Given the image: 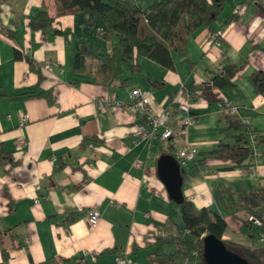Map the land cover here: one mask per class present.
I'll list each match as a JSON object with an SVG mask.
<instances>
[{
	"label": "crops",
	"instance_id": "0c3cea01",
	"mask_svg": "<svg viewBox=\"0 0 264 264\" xmlns=\"http://www.w3.org/2000/svg\"><path fill=\"white\" fill-rule=\"evenodd\" d=\"M44 1L55 15L56 0H0V260L7 252L8 264L53 257L118 264V256L126 255L133 264H149L157 234L185 228L158 159L169 149L176 157L188 145L198 151L181 164L184 196L225 216L223 238L264 243V222L218 196H227L228 188L237 197L264 185V159L251 142L252 129L264 132V93L254 82L256 71H264V0H225L213 31L201 25L186 54L171 50L174 68L141 55L137 67L124 66L111 84L77 71L75 59L85 47L108 54L119 38L108 39L100 32L102 19L91 26L80 11L34 29L31 16ZM155 1L134 0L142 9ZM228 64L240 66L234 83L211 84L213 71ZM134 88L146 92L154 115L169 109L171 123L186 116L192 122L169 141L134 106L101 105L112 94L132 100ZM32 90H51L53 100ZM219 146L229 155L209 153ZM93 206L102 216L90 226Z\"/></svg>",
	"mask_w": 264,
	"mask_h": 264
},
{
	"label": "trees",
	"instance_id": "16d2710c",
	"mask_svg": "<svg viewBox=\"0 0 264 264\" xmlns=\"http://www.w3.org/2000/svg\"><path fill=\"white\" fill-rule=\"evenodd\" d=\"M224 5L225 0H157L149 8L142 9L134 0H114L111 4L104 0H56L57 11L52 15L44 1L43 6L32 14L29 24L34 29L49 28L58 16L79 11L85 14L87 24L91 26L96 25L97 18L102 19L103 27L100 32L108 39L117 36L118 42L108 54L83 48L76 56L75 68L92 75L97 83L111 84L121 77L124 66L137 67L136 59L141 55L174 68L171 50L176 49L186 54L189 37L201 25H207L213 31V23L223 11ZM55 32L64 31L55 28ZM239 69L240 66L235 64L217 68L213 71L211 84L220 87L232 85ZM254 82L264 93V71H256ZM31 93L53 100L51 90H32ZM252 132L258 139L260 157L264 159V132L254 129ZM228 150V147L219 146L209 153L222 157L229 155ZM166 152L175 155L172 149ZM218 196L224 205L235 209L239 204L243 205L254 217L264 222L261 210L264 206V185L245 189L237 197L228 188L227 196L221 193ZM171 200L180 205L185 228L157 234L152 244L156 247V253L149 264H189L195 259L197 264H206L202 243L207 233H214L224 239L228 247L246 256L252 264H264V243L248 245L239 240L223 238L228 222L222 213L208 207L198 208L185 196L180 202L173 197ZM247 220L252 221L249 217ZM167 222H171V219ZM168 246H173L174 249L170 251ZM3 255L4 259L0 260V264H8L7 252ZM39 264H79V261L74 262L68 257H53Z\"/></svg>",
	"mask_w": 264,
	"mask_h": 264
},
{
	"label": "built area",
	"instance_id": "2783aa9c",
	"mask_svg": "<svg viewBox=\"0 0 264 264\" xmlns=\"http://www.w3.org/2000/svg\"><path fill=\"white\" fill-rule=\"evenodd\" d=\"M218 33H224L223 28H219ZM131 98L132 100L130 101H123L117 98L115 94H112L111 96H108L106 98V103H102L101 105L106 106V104H111L112 106H117L120 108H130L134 106L137 114L145 116L148 120H150L151 124L153 125V131L160 132L161 137L164 140L169 141L171 140L174 134L182 133L184 130H186L188 125L192 122L191 117L186 116L183 118V120H177L176 123H171V111L169 109H164L160 114L154 115L151 112L150 99L146 95V92L141 88L132 89ZM227 105L230 106V109L232 111H235V107L231 103L227 102ZM28 117L29 116L27 113L23 114L24 121H26ZM138 131L140 132V134L146 133V129L144 127H141ZM251 142L254 145V153L258 157H260L261 150L258 147V139L254 133L251 137ZM24 143V138H20L18 140L19 147H21ZM197 151L198 148L195 145H188L185 148L176 151V158L179 160L180 164L185 165L189 162L190 159L196 156ZM36 201H39V199L36 198ZM101 216V212L97 206L91 207L87 213L88 224L90 226L96 225L99 222ZM255 219L258 222L261 221L256 217ZM260 239L264 241V232H261ZM195 260H191L189 264H197ZM117 261L118 264H133L132 259L126 255H119Z\"/></svg>",
	"mask_w": 264,
	"mask_h": 264
},
{
	"label": "water",
	"instance_id": "95a60500",
	"mask_svg": "<svg viewBox=\"0 0 264 264\" xmlns=\"http://www.w3.org/2000/svg\"><path fill=\"white\" fill-rule=\"evenodd\" d=\"M209 88L211 85L209 84ZM184 167L174 154L166 152L158 159V173L169 194L178 202L184 198L182 189ZM203 258L206 264H252L240 252L228 247L224 239L214 233H207L202 243Z\"/></svg>",
	"mask_w": 264,
	"mask_h": 264
}]
</instances>
